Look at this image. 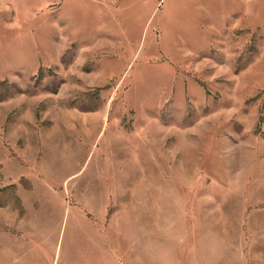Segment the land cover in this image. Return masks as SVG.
Returning a JSON list of instances; mask_svg holds the SVG:
<instances>
[{
    "label": "rangeland",
    "instance_id": "obj_1",
    "mask_svg": "<svg viewBox=\"0 0 264 264\" xmlns=\"http://www.w3.org/2000/svg\"><path fill=\"white\" fill-rule=\"evenodd\" d=\"M4 101L0 206L60 253L264 264V0H0Z\"/></svg>",
    "mask_w": 264,
    "mask_h": 264
},
{
    "label": "crops",
    "instance_id": "obj_2",
    "mask_svg": "<svg viewBox=\"0 0 264 264\" xmlns=\"http://www.w3.org/2000/svg\"><path fill=\"white\" fill-rule=\"evenodd\" d=\"M1 104L0 113L4 115L0 116V124L2 125V122L5 121V116L12 110L13 104H8V101L1 102ZM59 116L67 118V121L72 118V116L66 113H62ZM12 121L16 122L14 124L16 127L12 125L11 131L12 134L15 133L16 135L18 134V126L20 124H17L19 121L16 116L12 118ZM23 125H21L22 130L25 127ZM51 125L53 123L49 124V126ZM41 126V129L45 128V130H49V126L46 124H41ZM16 199L22 200L21 206L16 202H12L11 205L6 203V208L3 205L0 206L1 208H5L0 210V264H50L51 262L48 263L42 258L44 249L47 247H50L54 253L51 264H87V242L77 244V242L71 241L66 253H60L58 249L59 245L55 242L58 224L48 226L40 220L42 215L37 216V213L33 210L27 211L25 208L27 197L22 199L16 195ZM115 228L118 229V227ZM95 245L100 250L99 253L101 252L98 264L117 263L120 253L117 250L119 247L125 246L124 243L111 240H98L95 242ZM108 247H111L110 250ZM127 257V262L130 264L134 256L130 259L129 252H127Z\"/></svg>",
    "mask_w": 264,
    "mask_h": 264
},
{
    "label": "bare ground",
    "instance_id": "obj_3",
    "mask_svg": "<svg viewBox=\"0 0 264 264\" xmlns=\"http://www.w3.org/2000/svg\"><path fill=\"white\" fill-rule=\"evenodd\" d=\"M66 119H67V118H66ZM68 119H69V118H68ZM76 119H77V118H76ZM84 120H85V123H86L88 119H84ZM84 120H83V121H84ZM70 123H71V122H70ZM88 124H90V123H88ZM83 125H84V124H83ZM89 127H90V126H89ZM162 151H163V150H162Z\"/></svg>",
    "mask_w": 264,
    "mask_h": 264
}]
</instances>
